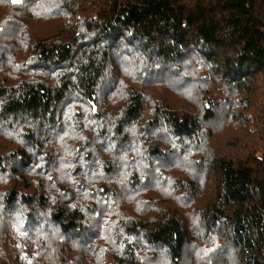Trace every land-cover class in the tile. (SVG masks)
Here are the masks:
<instances>
[{
	"label": "trees",
	"instance_id": "obj_1",
	"mask_svg": "<svg viewBox=\"0 0 264 264\" xmlns=\"http://www.w3.org/2000/svg\"><path fill=\"white\" fill-rule=\"evenodd\" d=\"M41 13L63 19L53 37L28 32ZM259 92L264 0H0V264H196L202 240L214 244L204 264H264ZM235 123L251 138L219 150L211 136ZM84 127L76 156H54L58 134ZM166 182V203L208 197L193 213L175 202L127 212L125 192L161 196Z\"/></svg>",
	"mask_w": 264,
	"mask_h": 264
},
{
	"label": "rangeland",
	"instance_id": "obj_2",
	"mask_svg": "<svg viewBox=\"0 0 264 264\" xmlns=\"http://www.w3.org/2000/svg\"><path fill=\"white\" fill-rule=\"evenodd\" d=\"M43 14H45V13H41L40 15H34L33 17H30L29 22L26 24V28L28 29V32L31 33L32 35H39L41 37H47V36L53 37L51 35V32L56 28V26L59 24V22L62 23L63 19H59V15H57V14H55L53 16H49V17H45L46 14L45 15H43ZM54 16H56V17H54ZM65 16L66 15H63V17H65ZM76 17H79V14H77ZM125 79H126V76L124 75V72L122 70V71H120L117 79L114 81L122 83L125 81ZM259 86L262 87L261 83ZM146 87L148 89H150L151 85H148ZM162 89H164V88H162ZM117 96L118 95H111L109 92V97L107 98L108 99L107 107H109L108 109L112 110V109L117 107V104L114 106V102L116 101ZM263 99H264V96L260 92L257 93L255 95V98H254V100H256V101L263 100ZM174 104L177 108H183V107L190 108L189 106H187V104H184L181 101H176V102H174ZM78 120H79V118H76V121H78ZM68 124H69V122H67V125ZM62 128H59V131H62L63 130ZM88 134H89V130L86 127H84V129H81L80 131H78V133H76V134L74 133V130H72V135H68V134L67 135H59L58 134V141L63 142L64 150H62L61 147L56 146L57 153H54V156L59 157L60 161H62V157H69L70 151H71L70 149L72 146L75 145L77 147V146L83 145V144L79 145L80 141H83V139H81L80 136L82 135L84 137V136H87ZM229 134H235V135H229ZM236 135H239V136L237 137ZM251 135L252 134H250V132H246L241 128V124L235 123V125L232 127H229V126L223 127V128L221 127L217 133H215L213 136H211L210 141L215 147L219 146V150L224 151V152H229V151H231L230 149H232V148H227V146L229 144H231V143L234 144V142L240 138L241 139L251 138ZM82 149H84V148H82ZM42 150L44 153L48 152V149L45 148V146L42 147ZM48 154H50V153L48 152ZM77 154L78 153L75 152V150L71 151L72 156H76ZM62 162H64V161H62ZM74 168H77V166H75ZM98 169L101 170L100 167ZM170 169H171L170 167L164 168L163 173L165 175H167L168 181H170L172 183V179L174 178V176H178V174L176 172L171 171ZM175 170L176 171L178 170L177 166L175 167ZM209 175L211 176V174H209ZM175 179H177V178H174V180ZM0 181H1V179H0ZM77 182L80 183V185H81L82 183H84V180H83V178L79 177L77 179ZM161 190H162V195L160 196L159 195L160 194V187L158 188L157 185H156V187H150L147 185L145 187V189L142 190L141 193L138 195V198L136 200H135V198H136L135 195L130 196L129 193L125 192V195H124L122 201H123V203H126V206L128 208H130L127 211L128 213L135 212L133 210H137L140 213H145V212L154 213V211L152 210V208H153L152 205H154L155 203H156V205H158L157 207L166 208L167 205L171 204L172 202H175L174 200L170 199V201L168 203H166V201H167L166 197L168 196V193L173 194L172 196H175L174 193H171V192H173L172 187H169L167 182L162 185ZM182 194H183V192L178 193V196L182 195ZM152 197H153L152 202H148L147 204H144L143 199L144 200H146V199L151 200ZM195 197L197 199L195 201H193L189 207L180 206L181 201H179V199L177 200V203H180V204H177L176 202L175 203L178 205L181 212L191 211L193 213L196 209H198L197 206H200L201 203L203 204L208 197V194L204 190V187L201 189L197 188L196 193H195ZM170 198H172V197H170ZM156 199H157V201H156ZM160 204L162 206H159ZM139 206H142V208L145 206V208H143V210L140 211ZM196 215H197V213L195 214V221H196V223H198L199 219H198V216H196ZM198 234L195 236L199 237ZM8 238L10 239V237H7L4 240V245L1 244V250H3L4 256L9 257L10 260L14 261V258L11 257V253H10V251H12V250L7 245ZM215 239L217 241L213 240V242L217 243L218 245H224L225 244L223 241V238H221L220 236L215 237ZM15 243H16L15 251L18 253L26 252L30 255V257H34V258H38L41 255L40 246L34 247V249H32L26 242H22V241L17 242L15 240ZM103 243H104V238L99 237L98 240L96 241L95 249L100 250L101 248H103ZM201 244H202V248L199 245V255H198V259L196 260V262H197L196 264H200V263L204 264V260H203L204 253L208 249H210L214 246L213 243L203 241V240H202ZM9 246L12 248L14 247L12 242L11 243L9 242ZM42 261H44V260L42 259ZM0 263H2V262H0ZM227 264H230V263L227 262Z\"/></svg>",
	"mask_w": 264,
	"mask_h": 264
},
{
	"label": "snow or ice",
	"instance_id": "obj_3",
	"mask_svg": "<svg viewBox=\"0 0 264 264\" xmlns=\"http://www.w3.org/2000/svg\"><path fill=\"white\" fill-rule=\"evenodd\" d=\"M23 2H24V0H11L12 4H21ZM92 111H96L95 106H93ZM109 150H111V148H109ZM41 159H43V157H41ZM97 163H99V162H97ZM62 166L63 167H72V165H70V164H62ZM36 167H40V165H36ZM0 179H2V178H0ZM48 179L51 180L52 177L49 176ZM85 195H87V194H85ZM73 207H75V205H73ZM21 235H24V233H21Z\"/></svg>",
	"mask_w": 264,
	"mask_h": 264
}]
</instances>
